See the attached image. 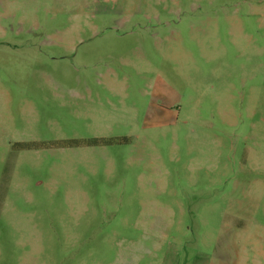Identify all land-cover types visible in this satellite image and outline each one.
Wrapping results in <instances>:
<instances>
[{
    "label": "rangeland",
    "instance_id": "rangeland-1",
    "mask_svg": "<svg viewBox=\"0 0 264 264\" xmlns=\"http://www.w3.org/2000/svg\"><path fill=\"white\" fill-rule=\"evenodd\" d=\"M0 264H264V0H0Z\"/></svg>",
    "mask_w": 264,
    "mask_h": 264
}]
</instances>
